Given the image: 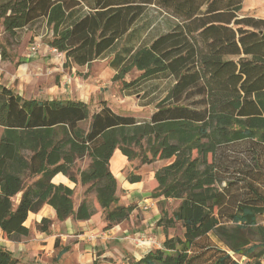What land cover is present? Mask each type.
I'll return each instance as SVG.
<instances>
[{"label":"trees","instance_id":"obj_1","mask_svg":"<svg viewBox=\"0 0 264 264\" xmlns=\"http://www.w3.org/2000/svg\"><path fill=\"white\" fill-rule=\"evenodd\" d=\"M243 1L0 0L7 37L44 21L46 44L66 64L110 56L114 80L132 69L140 75L130 84L170 79L144 120L104 101L91 112L79 99H27L0 84L2 237L27 235L28 213L44 204L59 221L91 216L86 199L75 209L74 189L52 181L58 173L88 184L106 228L126 220L136 205L119 202L109 169L118 150L141 163L165 160L150 196L178 201L171 213L161 208L155 223L161 246L127 264H263L264 17L240 14ZM151 8L174 22L145 42ZM6 44L1 60L10 59ZM83 157L89 163L76 177L71 169ZM51 222L43 217L36 228L47 232ZM176 222L182 233L169 236ZM17 263L0 245V264Z\"/></svg>","mask_w":264,"mask_h":264},{"label":"crops","instance_id":"obj_2","mask_svg":"<svg viewBox=\"0 0 264 264\" xmlns=\"http://www.w3.org/2000/svg\"><path fill=\"white\" fill-rule=\"evenodd\" d=\"M259 17H264V15ZM41 23L44 26V21ZM25 29L28 28L25 27ZM0 33H3L1 21ZM46 33L49 35L47 29ZM9 58L1 60L0 54L1 85L27 99H79L87 103L88 85L80 77L64 73L58 77L59 80H54L57 77L53 75L39 74L41 67L57 66L61 58H64L66 63L64 54L50 48L46 42L40 43V47L35 52H31L27 45L21 43L9 52ZM71 65L76 64L71 63ZM77 86H79L78 92ZM127 163L128 159L115 150L110 160V171L112 174H119ZM52 181L65 184L70 188L75 186L74 182L69 181L61 173L56 174ZM140 182H128V185L122 186V188H126L136 197H140V188L142 187ZM149 200L152 201V198L143 199L139 203L140 206L143 207L144 204L149 203ZM163 200L169 199L158 198L151 205V209L140 213L139 217H137L138 211L135 208L128 217L129 221L113 225L106 230L101 229L103 223L101 211H93L91 216L85 220H77L70 216L59 221L56 219L54 209L44 204L38 211L28 213L24 222V225L29 228L27 235L21 236L17 240H7L2 237L0 231V245L11 251L12 255L18 259L17 264H94L96 258L107 260L108 264H127L129 259H138L148 250L141 249L128 240L125 243L121 242L125 240L126 235H129L127 234L129 224H133L134 221L139 223V228L135 233L150 235L151 227L156 226L155 223L161 214V209L159 212L156 202ZM79 203L80 201L75 205V209ZM43 217L52 220L47 232L36 228V224ZM134 228L136 227L134 226ZM156 229L159 227L156 226ZM122 247L124 250L121 249ZM125 252L129 254L127 258Z\"/></svg>","mask_w":264,"mask_h":264},{"label":"rangeland","instance_id":"obj_3","mask_svg":"<svg viewBox=\"0 0 264 264\" xmlns=\"http://www.w3.org/2000/svg\"><path fill=\"white\" fill-rule=\"evenodd\" d=\"M240 14H250L257 17L264 15L261 9H253L252 0H244V3L240 10ZM146 17L151 18L153 24L151 25L150 31L145 36V42H148L158 33L166 31L174 22V20L171 17H168L165 13H159L152 8L148 11ZM47 37L48 34L46 33V28L42 23L38 22L33 25L32 28H28L27 30H24L23 28L18 32L17 36L13 38L7 37L5 34L0 33V43H4L6 41V47L9 53L13 51L14 48H17L21 43L27 45L29 48L32 45H36L38 49L40 47V43L45 42ZM109 57L110 56L94 60L88 66H73L71 64L66 65V63L64 62V58H61V61L58 62L57 66L47 65L46 67H41V69L39 70V74L51 76L53 75L54 77H57L54 78V80H59L58 77L63 75L64 73L74 74L75 76H77V78L80 77L81 80L86 85H88L87 89L89 97L87 96V103L91 112L99 109L101 101H104L106 105H108L113 111L117 113L132 115L138 120L148 119L152 110L154 109V103L156 99L162 96L164 89L170 84V79L160 77L148 80H139L134 84H130L133 80H138L140 75L139 71L132 69L127 74H125L123 78L114 80L113 75L115 73V70L108 64ZM78 87L79 86H77V92ZM89 120L90 118L79 123L80 127L87 129ZM165 162V160H155L151 163H141L140 159L134 158L128 160V163L121 169V172L119 174H113L116 179L119 202L135 203V208L138 211L137 217H139L140 213L149 211L151 209V205L155 203V200H157L156 198L150 196L151 190L156 186V182H154L153 179V174L155 170ZM88 163L89 160L87 157L77 159L71 171L76 177H78L77 171L86 168ZM136 177H138L139 181H141L140 186L142 185V187L140 188V197H136L135 194L130 193L126 188H122V186L126 187V185H128V182L133 183L131 182V179H136ZM87 187L88 184H81L79 182L75 183V186L73 188L74 207L79 201L81 202L83 199H86V201L90 204L92 211L100 212L101 208L96 201L95 193L93 192V190L86 192ZM146 198H152V201L149 200V207L147 209H144L142 206H140L139 203H141L142 200ZM177 203L178 201L173 199L163 200L162 203L156 202L159 212L162 208L167 213H171V211L176 207ZM126 220H128V218ZM126 220L122 222H125ZM262 220L264 222V217ZM134 223L129 224V231L127 232V234L129 235H126L129 238L125 237V240L121 241L122 243H125V241L128 240L133 245H136L130 237L140 235L144 239H147L151 242V244L147 247L138 246L141 249L149 250L161 246L164 235L163 232H161L162 230H160V228L156 229V226L154 225L151 227L152 229L150 231L151 233H149L150 235H146L145 233L138 234L135 233V231L137 228H139V223ZM101 226V229L103 230L108 229L105 227L104 222L101 224ZM134 226L136 228H134ZM167 233L169 236L181 235L182 227L180 223L176 222L172 228H169L167 230ZM211 238L213 241L220 245V243H218L217 239L213 235H211ZM121 249L124 250V247H122ZM125 253L127 258L129 254H127L128 252ZM242 259L243 258H241V260ZM101 261L105 264H108L107 260Z\"/></svg>","mask_w":264,"mask_h":264},{"label":"built area","instance_id":"obj_4","mask_svg":"<svg viewBox=\"0 0 264 264\" xmlns=\"http://www.w3.org/2000/svg\"><path fill=\"white\" fill-rule=\"evenodd\" d=\"M29 50L31 52H35L37 50V46L36 45H32ZM150 203H146L143 205L144 209H147L149 207ZM126 238H129L126 236ZM137 246H148L151 244V242L147 239H144L143 237H141L140 235H136V236H131L130 237Z\"/></svg>","mask_w":264,"mask_h":264},{"label":"bare ground","instance_id":"obj_5","mask_svg":"<svg viewBox=\"0 0 264 264\" xmlns=\"http://www.w3.org/2000/svg\"><path fill=\"white\" fill-rule=\"evenodd\" d=\"M252 6L253 9H261L262 11H264V0H252Z\"/></svg>","mask_w":264,"mask_h":264}]
</instances>
